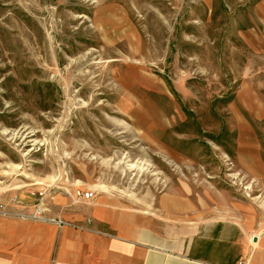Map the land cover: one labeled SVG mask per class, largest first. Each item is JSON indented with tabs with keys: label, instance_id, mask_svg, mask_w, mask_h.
<instances>
[{
	"label": "rangeland",
	"instance_id": "obj_1",
	"mask_svg": "<svg viewBox=\"0 0 264 264\" xmlns=\"http://www.w3.org/2000/svg\"><path fill=\"white\" fill-rule=\"evenodd\" d=\"M86 186L264 225V0H0V200Z\"/></svg>",
	"mask_w": 264,
	"mask_h": 264
},
{
	"label": "crops",
	"instance_id": "obj_2",
	"mask_svg": "<svg viewBox=\"0 0 264 264\" xmlns=\"http://www.w3.org/2000/svg\"><path fill=\"white\" fill-rule=\"evenodd\" d=\"M82 188L93 197L49 194L47 216L62 223L0 215V264H264V225L241 219L238 207H176L174 197L141 207L118 191ZM12 197L26 205H9L16 210L36 201Z\"/></svg>",
	"mask_w": 264,
	"mask_h": 264
},
{
	"label": "built area",
	"instance_id": "obj_3",
	"mask_svg": "<svg viewBox=\"0 0 264 264\" xmlns=\"http://www.w3.org/2000/svg\"><path fill=\"white\" fill-rule=\"evenodd\" d=\"M75 195L77 198L89 199L93 197L92 191H85L83 189L75 190ZM32 195L36 197V201L32 204L33 209L31 211L25 210H16L11 208L10 204H20L26 206L25 203H22L17 197H12L9 201H0V215L19 217L33 219L36 221H52L57 223H62L60 219L54 217H48L47 213L49 212V207H47V198L49 194L51 195V189L45 188L43 190L32 192ZM239 264H246L245 262H240Z\"/></svg>",
	"mask_w": 264,
	"mask_h": 264
}]
</instances>
